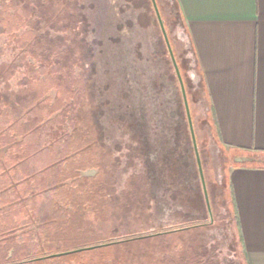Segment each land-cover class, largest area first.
I'll use <instances>...</instances> for the list:
<instances>
[{"label":"rangeland","instance_id":"rangeland-1","mask_svg":"<svg viewBox=\"0 0 264 264\" xmlns=\"http://www.w3.org/2000/svg\"><path fill=\"white\" fill-rule=\"evenodd\" d=\"M5 1L0 2V126L50 112L54 100L60 103L52 111H61L64 100L83 99L87 109L83 113L81 106L80 115L93 120L102 145V230L91 226L100 217L73 211L78 184L61 181L44 194L62 199L46 205L49 223L42 225L38 242L44 251L33 244L29 252L57 255L124 233L150 235L186 223L197 228L171 239L176 251L164 239L142 240L80 256L102 253L103 259L110 253L114 263L106 264L127 259L128 264H243L236 223L222 205L233 157L200 122L210 114L193 81L196 63L176 1L156 3L195 121L210 211L180 82L152 0ZM248 156L250 164L264 162L260 154ZM85 199L88 194L78 202Z\"/></svg>","mask_w":264,"mask_h":264},{"label":"crops","instance_id":"crops-1","mask_svg":"<svg viewBox=\"0 0 264 264\" xmlns=\"http://www.w3.org/2000/svg\"><path fill=\"white\" fill-rule=\"evenodd\" d=\"M191 42L216 142L233 157L228 173L248 264H264V0H175Z\"/></svg>","mask_w":264,"mask_h":264},{"label":"flooded vegetation","instance_id":"flooded-vegetation-1","mask_svg":"<svg viewBox=\"0 0 264 264\" xmlns=\"http://www.w3.org/2000/svg\"><path fill=\"white\" fill-rule=\"evenodd\" d=\"M64 101L61 111H52L56 103H60L54 100L48 106L50 112L43 111L26 120L22 116L17 123L0 126V264H103L102 260L104 264L114 263L109 261L110 253L103 259L102 253L97 257L80 255L101 249L106 253L117 251L121 245L128 246L155 235H139L133 231L76 251L37 257L44 251L38 243L41 227L49 223L46 205H57L62 200L60 197L45 198V190L56 187L61 181L68 187L78 184V199L73 211L81 209L92 218L100 217V220H93L91 226L97 232L102 230V145L93 120L86 114L80 115L81 106L83 113L86 112L85 101ZM46 107L42 105V108ZM73 182L76 184L70 186ZM85 194L89 199L78 202ZM126 236L134 237L123 238ZM33 244L40 248L35 255L28 249ZM117 262L120 264L121 260ZM128 263L129 259L124 262Z\"/></svg>","mask_w":264,"mask_h":264},{"label":"trees","instance_id":"trees-1","mask_svg":"<svg viewBox=\"0 0 264 264\" xmlns=\"http://www.w3.org/2000/svg\"><path fill=\"white\" fill-rule=\"evenodd\" d=\"M4 1L5 0H0L1 3H6V1L5 2ZM178 12H179V9H178ZM190 107H191V105H190ZM200 119H201L200 122H202V124H208L211 127L212 136L216 140L215 134L213 132V124H212V121L210 120V117L206 118V119H204V118H200ZM192 121H193V124L195 127V121L193 118H192ZM194 130H195V128H194ZM256 154L261 155V153H258V152H256ZM262 156H264V155H262ZM241 166L264 167V162L253 163V164L242 163ZM222 201H223L222 205L223 206L226 205L227 211L233 215L234 221H235L237 229H238L237 218H236V213H235V205H234V199H233V190H232V185L229 183V181H228V188L224 191V199ZM194 228H197V227H193L192 225H187L186 223L183 226H177V227L173 226L171 228H162V229L160 228V229L156 230L157 233H155V235L153 237H150V239H148V240H151V242H155V241H160V240L164 239V241L167 240L168 242L169 241L171 242V239H175L176 237H180L181 235H183L184 232H188L190 230H193ZM132 237H134V236H126L123 238H132ZM135 237H136V235H135ZM180 239H181V237H180ZM240 245H241L243 264H248L244 250H243L241 240H240ZM167 246H166V248H167ZM169 246H170L171 250L176 251L178 244H174L173 242H171L169 244ZM178 260H179V258L177 259V261Z\"/></svg>","mask_w":264,"mask_h":264},{"label":"water","instance_id":"water-1","mask_svg":"<svg viewBox=\"0 0 264 264\" xmlns=\"http://www.w3.org/2000/svg\"><path fill=\"white\" fill-rule=\"evenodd\" d=\"M152 3L154 5L155 11H156V14H157V17H158V20H159V23H160L164 38H165V41H166V44H167V47H168V50H169L170 55L172 57V60H173V63H174L175 69H176V73H177V76H178V79H179V82H180L182 95H183V99H184V104H185V108H186V112H187L189 127H190V131H191L192 141H193V145H194V149H195V155H196V159H197V163H198V167H199V171H200L201 180H202L203 187H204V193H205L206 201H207V204H208V207H209V211H210L208 194H207V189H206V184H205V179H204V173H203V168H202V163H201V159H200V154H199V150H198V146H197V142H196V135H195L194 127H193V121H192V117H191V113H190V108H189V103H188V99H187V93H186L185 85H184V82L182 80L181 73H180V70L178 68V65L176 63V60H175V57H174V54H173V51H172V47H171L168 35L166 33V30H165V27H164V24H163L159 9L157 7L156 0H152Z\"/></svg>","mask_w":264,"mask_h":264}]
</instances>
